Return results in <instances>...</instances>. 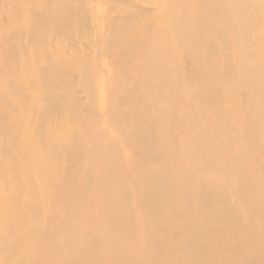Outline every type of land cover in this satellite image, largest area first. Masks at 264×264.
Returning <instances> with one entry per match:
<instances>
[{
  "label": "rangeland",
  "instance_id": "374dc122",
  "mask_svg": "<svg viewBox=\"0 0 264 264\" xmlns=\"http://www.w3.org/2000/svg\"><path fill=\"white\" fill-rule=\"evenodd\" d=\"M155 1L0 0V264H264L230 25Z\"/></svg>",
  "mask_w": 264,
  "mask_h": 264
},
{
  "label": "bare ground",
  "instance_id": "6f19581e",
  "mask_svg": "<svg viewBox=\"0 0 264 264\" xmlns=\"http://www.w3.org/2000/svg\"><path fill=\"white\" fill-rule=\"evenodd\" d=\"M155 2L162 11L173 6L174 2L178 4V10H185L187 7H192L195 11H198L201 7L207 8L212 10L210 18L212 22H216L217 20L228 21L230 25L228 32L233 35L234 43H227V45H230L232 48V63L236 68H239L237 82L240 84V91L234 93V105L230 110L235 122L228 121L226 117L222 116L227 121L225 125L227 129H224L223 132L229 134L234 129L248 132L246 140L240 144L235 138L227 137L226 144L228 150L232 153L235 160L242 159L243 161L247 160V156L242 149L243 146H246L247 150L254 154L256 152L258 160L252 166H248L254 171L263 172L264 102L259 101L258 103L256 100L250 98V91L255 90L258 85L264 86V42L260 40L258 41L259 43L253 42V39L256 41L254 33H256L257 25H264V0H208L203 5L202 2L198 4L196 0H161V3H159V0H156ZM174 14L177 16L178 11H175ZM261 38L264 40V32ZM221 43H226L225 38L221 39ZM214 94L215 92L210 93L209 97L213 104L216 105L218 99ZM246 95H248V99H246ZM257 105H259L258 108L256 107ZM237 114L243 117L239 120L235 117ZM223 115L230 119L228 115ZM252 124H254V134L262 137V142L251 135ZM237 178L242 186L244 183L246 185L250 183V179L246 181L245 177L240 175H237ZM45 231L46 229H41L42 233ZM24 239L25 232L23 230L0 231V257H6L15 253L20 254L21 250L18 249V245Z\"/></svg>",
  "mask_w": 264,
  "mask_h": 264
}]
</instances>
